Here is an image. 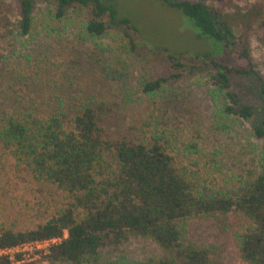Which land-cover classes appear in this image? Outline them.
Here are the masks:
<instances>
[{
    "label": "trees",
    "instance_id": "obj_1",
    "mask_svg": "<svg viewBox=\"0 0 264 264\" xmlns=\"http://www.w3.org/2000/svg\"><path fill=\"white\" fill-rule=\"evenodd\" d=\"M39 1L45 0H15L17 34H31L37 28L33 10ZM47 1L52 8L40 17L42 31H65L83 43L91 41L102 48L98 39L109 34L107 19L121 27L116 47L134 53V61L140 65L141 91L153 95L188 70L207 69L212 128L230 132L234 124L245 120L251 124L253 137L264 138V107L242 101L232 87L235 76L255 73L251 48L244 35L235 37L230 17L222 19L215 3H209L212 0L162 1L190 17L201 36L218 42L214 56L210 52L172 53L163 48L138 51L136 28L118 16L113 0ZM237 11L238 19L244 21L251 10ZM261 11L256 10L259 15ZM226 50L229 55L223 58ZM232 52H236L235 62L227 59ZM159 57L170 71L154 76L152 62ZM94 61L105 78L120 80L126 74L123 64L116 67L96 57ZM20 74L16 72L8 79L15 90L28 88ZM260 89L264 96L263 79ZM65 100L54 99L53 105L41 110L15 98L8 108L0 109V147L9 149L15 166H22L33 180L55 185L66 193L61 207L35 227L15 229L1 222L0 247L56 239L41 250L50 264H99L102 246L131 233L152 240L160 253L130 264H211L215 245L191 238L189 220L234 213L241 222L234 230L241 260L244 264H264V142H250V166L241 167L223 183H214L211 172L216 176L223 171L217 167L215 149L205 160L209 178L198 177L168 149L166 133L159 128L111 140L103 129L104 116L113 106L110 100L90 94L76 98L74 103L68 101L64 107ZM199 149L194 142L185 147L198 157ZM110 155L112 159L107 161ZM21 256L15 253L12 262L0 256V264H31L18 262Z\"/></svg>",
    "mask_w": 264,
    "mask_h": 264
},
{
    "label": "rangeland",
    "instance_id": "obj_2",
    "mask_svg": "<svg viewBox=\"0 0 264 264\" xmlns=\"http://www.w3.org/2000/svg\"><path fill=\"white\" fill-rule=\"evenodd\" d=\"M113 2L118 16L128 19L136 28L138 51L146 47L163 48L172 53L210 52L213 56L218 52V42L201 36L192 19L177 7L162 0ZM212 2L223 15L222 19L230 17L235 37L244 35L251 48L255 73L235 76L232 87L242 101L262 108L264 96L260 79L264 81V0L209 1ZM0 4L3 12L0 16L3 34L0 38V109L8 108L15 98L24 100L27 107L32 105L47 110L55 103L54 99L57 102L58 98L64 97L63 104L67 107L68 101L74 103L78 97L97 95L113 103L112 110L103 119V129L111 140L159 128L166 133L168 149L189 170L204 178H209L205 160L215 149L217 167L223 171L216 176L214 171L211 172L215 177L214 183H223L234 172L252 164L250 142L260 145L264 138L253 137L251 124L245 120L234 124L230 132L212 128L213 102L207 94V88L211 86L207 69L188 70L180 78L169 80L163 90L153 95L146 94L139 87L140 65L134 61V53H124L116 47L121 27L108 23L106 19L110 35L98 39L102 48L91 41L83 43L65 31L44 32L39 28L40 17L52 8L51 3L45 0L37 2L33 10L37 28L31 34L19 35L14 28L18 19L15 0H0ZM259 8L262 10L260 15L256 12ZM237 9L240 13L251 11L242 21L238 19ZM224 53L223 58L229 55L227 50ZM235 55L236 52H232L227 59L235 62ZM95 57L116 67L123 64L125 78H105L97 68ZM186 63L190 65L191 62ZM152 64L154 76L166 75L170 71L169 65L160 57ZM16 72L24 76L25 84L28 82L27 89L15 90V86H9L8 79ZM123 95H127L126 100ZM192 142L200 146L199 157L197 153L185 150ZM111 159L112 155L107 161ZM65 197L62 189L35 181L22 166L16 167L10 150L0 147V223L15 229L35 227L55 213ZM240 224L234 213L195 218L189 220V236L198 242L215 245L214 262L211 264H244L234 237V230ZM44 246L25 245L19 262L50 264L41 255ZM99 252V264H130L145 256L158 255L160 248L150 239L127 233L119 241L102 246Z\"/></svg>",
    "mask_w": 264,
    "mask_h": 264
},
{
    "label": "built area",
    "instance_id": "obj_3",
    "mask_svg": "<svg viewBox=\"0 0 264 264\" xmlns=\"http://www.w3.org/2000/svg\"><path fill=\"white\" fill-rule=\"evenodd\" d=\"M56 239H52V240H44V241H34V242H25L16 246H12V247H0V256H7L9 258V260H11V262L14 259V255L17 252H20L21 255L23 254V248L25 245H35V246H39V245H45L47 247V245L49 244L50 241H55ZM44 246V249H46V247ZM19 262V261H18Z\"/></svg>",
    "mask_w": 264,
    "mask_h": 264
}]
</instances>
